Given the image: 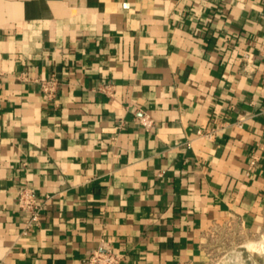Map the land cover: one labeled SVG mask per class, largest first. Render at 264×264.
<instances>
[{
	"label": "crops",
	"instance_id": "1",
	"mask_svg": "<svg viewBox=\"0 0 264 264\" xmlns=\"http://www.w3.org/2000/svg\"><path fill=\"white\" fill-rule=\"evenodd\" d=\"M263 45V0H0V264H207L230 214L258 231Z\"/></svg>",
	"mask_w": 264,
	"mask_h": 264
},
{
	"label": "built area",
	"instance_id": "2",
	"mask_svg": "<svg viewBox=\"0 0 264 264\" xmlns=\"http://www.w3.org/2000/svg\"><path fill=\"white\" fill-rule=\"evenodd\" d=\"M261 52L264 55V45ZM60 84V79L55 75L40 80L41 90L47 101L54 102L55 104ZM139 118L144 126H152L153 120L148 113H141ZM198 133H204L209 137H213L214 135L213 129L206 131L198 130ZM254 163L255 160H252L250 166H253ZM18 192V205L24 215L26 231L35 229L41 224L42 213L50 196L46 195L40 198L35 194L34 190L28 186L20 187ZM247 232H249V230L245 220L234 214H230L222 224L213 226L208 232V241L205 243L208 256L207 264L222 263L224 261L222 258H225L233 252V241L230 240L231 237L236 236L239 240L244 239L246 238ZM219 254L222 255L218 257ZM123 261L124 256L119 253L117 248L110 242L104 241L98 248L93 249L88 254L82 264H122ZM185 264L192 263L186 262Z\"/></svg>",
	"mask_w": 264,
	"mask_h": 264
},
{
	"label": "rangeland",
	"instance_id": "3",
	"mask_svg": "<svg viewBox=\"0 0 264 264\" xmlns=\"http://www.w3.org/2000/svg\"><path fill=\"white\" fill-rule=\"evenodd\" d=\"M246 238L244 239H238L236 236L235 237H231V241H233L232 243V249L233 252L230 253L229 255H227L225 258H222L224 261L222 262L223 264H240L239 262L234 263L232 261H230V258H232L236 251H240L241 252V256H242V260L248 256L252 257L253 259H255L258 264H263L264 262V247L263 244H261L259 247L255 248L251 245L246 244L244 246L245 243L250 242V241H259V240H263L264 241V223L261 226V228L256 231V232H247ZM222 254H219L218 257H220ZM231 256V257H230ZM218 262V260H217ZM244 261H242L243 263ZM220 263V264H222ZM241 263V264H242Z\"/></svg>",
	"mask_w": 264,
	"mask_h": 264
},
{
	"label": "bare ground",
	"instance_id": "4",
	"mask_svg": "<svg viewBox=\"0 0 264 264\" xmlns=\"http://www.w3.org/2000/svg\"><path fill=\"white\" fill-rule=\"evenodd\" d=\"M249 243V245H251V246H253V247H255V248H257V247H259L261 244H263V247H264V241L263 240H257V241H250V242H247V243H245L244 244V246L246 245V244H248ZM260 248V247H259ZM261 249V248H260ZM231 257V256H230ZM230 261H232V262H234V263H237V262H239L240 264L242 263V256H241V252L240 251H236V253H235V255L232 257V258H230Z\"/></svg>",
	"mask_w": 264,
	"mask_h": 264
},
{
	"label": "water",
	"instance_id": "5",
	"mask_svg": "<svg viewBox=\"0 0 264 264\" xmlns=\"http://www.w3.org/2000/svg\"><path fill=\"white\" fill-rule=\"evenodd\" d=\"M263 264H264V262H263Z\"/></svg>",
	"mask_w": 264,
	"mask_h": 264
}]
</instances>
